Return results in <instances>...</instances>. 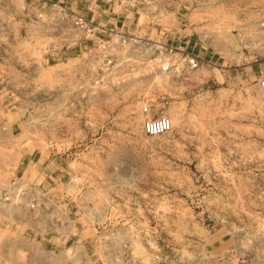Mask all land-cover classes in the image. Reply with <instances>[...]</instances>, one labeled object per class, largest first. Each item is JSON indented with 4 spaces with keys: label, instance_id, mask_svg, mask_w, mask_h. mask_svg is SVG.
I'll return each mask as SVG.
<instances>
[{
    "label": "rangeland",
    "instance_id": "obj_1",
    "mask_svg": "<svg viewBox=\"0 0 264 264\" xmlns=\"http://www.w3.org/2000/svg\"><path fill=\"white\" fill-rule=\"evenodd\" d=\"M132 1L113 2L129 34L164 43L166 26L187 29L231 79L176 93L158 52L126 47L93 85L86 54L46 62L56 40L16 45L8 21L26 0H0V264H264V0ZM145 105L168 133L142 134ZM23 151L55 158L60 184L35 180ZM38 187L69 198L78 224L65 234L82 245L42 248L34 230L65 207Z\"/></svg>",
    "mask_w": 264,
    "mask_h": 264
},
{
    "label": "built area",
    "instance_id": "obj_2",
    "mask_svg": "<svg viewBox=\"0 0 264 264\" xmlns=\"http://www.w3.org/2000/svg\"><path fill=\"white\" fill-rule=\"evenodd\" d=\"M85 5L84 12L71 9V5L60 0H26V9L23 16L26 21H32L37 27L38 37L41 39L56 37V42L48 43L44 47L45 61L55 57H65L74 53L75 49L82 48L78 52L87 55L85 63L92 75L90 83L93 85L102 81L100 76L103 72L113 67L117 51L126 48L132 52L139 50H154L163 59L161 71L169 73L171 69L179 72L183 69H196L199 66V58L181 49L167 46L164 43L153 42L121 29H108L95 21H99L100 15L106 9L96 6V18L89 9L91 2L99 3L98 0H79ZM112 1L110 11L113 12V2L132 6V0H108ZM87 2V3H86ZM79 4V3H77ZM124 20H126L124 18ZM178 56V57H177ZM183 65H178V59ZM175 64V65H174ZM82 76V74H81ZM259 92L264 96V75L257 81ZM142 116L141 132L147 137L162 136L171 130L169 117L162 114H153L150 107L145 105L140 109ZM4 200H8L3 195Z\"/></svg>",
    "mask_w": 264,
    "mask_h": 264
},
{
    "label": "crops",
    "instance_id": "obj_3",
    "mask_svg": "<svg viewBox=\"0 0 264 264\" xmlns=\"http://www.w3.org/2000/svg\"><path fill=\"white\" fill-rule=\"evenodd\" d=\"M61 2H66L71 5V9L73 10H80L83 14L89 16V12H84L85 5L82 1L79 0H60ZM79 3V4H77ZM87 3V2H86ZM205 3H203L204 5ZM89 9L93 12V17L96 18L97 11L95 9L96 6L106 9L105 13L100 15L99 21H95V23L107 27L108 29H121L123 31H127L129 27L133 24L132 21H126L127 17H124L126 20H121L118 14L111 12L110 7L106 6L103 3H94L91 2L89 4ZM206 6H210V3ZM197 9H203V8H197ZM10 26H15V43L18 44L19 41L26 39V38H37L38 32L37 27L32 23V21H26L23 14L21 18L18 17V21H8ZM179 22L175 21V24ZM193 25H199L200 22L194 21L192 23L188 24H182L183 26H190ZM126 28V29H125ZM195 29V28H193ZM165 31L161 32V40L164 42L167 46L175 47L176 49H181L191 55H194L199 58V66L196 69H183L179 72H175L173 68L171 69V72H175L177 74L176 80H175V89L176 93L184 91V89L191 87L196 88L200 85L207 83V82H213L217 83L221 80H225L229 77L231 79L233 75V71H235V68L232 66H225L221 68L218 66L214 61L217 60L214 53H208L205 51V47L201 43V39L199 37H187L184 35L183 32L187 31V29L179 30L174 29L173 27H165ZM52 39H56V37H52ZM178 46V47H177ZM84 46L81 48H77L74 51L82 50ZM216 58V59H215ZM226 63V62H225ZM253 64L249 67L250 69L253 68ZM183 93V92H182ZM20 164L27 168H30V166L35 167V170L37 171L35 180H39L41 178H44L45 182H41L42 186L45 188H48L51 185L58 186L62 179V174H59V172L55 173L53 167L57 168V160L55 158H51L49 160H46L45 158H42L41 156H36L35 153H28L24 152L22 153ZM49 180V181H47ZM52 181V182H51ZM38 189L43 193V196L48 201V203H52L54 206H63L65 207V210L62 212L55 213L52 212L51 219L48 221L47 227H43V229L34 230L35 234L39 236V243L42 245V248L47 251H56L58 248H64V244L67 242H72L77 244V242L81 243V239H74L72 235L65 234V231H71L76 230L77 227V220L76 213L73 210V205H71V202L69 198H67L66 195H59V194H51L50 191H44V189H41L38 187ZM48 193V195H46ZM3 217V214H0V218ZM86 224H82L80 222V226L87 225V221L84 220ZM81 228V229H82ZM82 245V243H81ZM83 247V246H81ZM217 263L216 261H213ZM210 264V263H209Z\"/></svg>",
    "mask_w": 264,
    "mask_h": 264
}]
</instances>
